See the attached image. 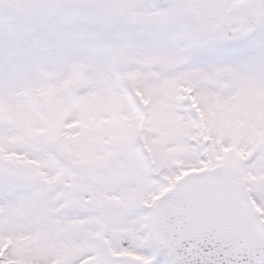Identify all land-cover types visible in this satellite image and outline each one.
Listing matches in <instances>:
<instances>
[{
	"label": "snow or ice",
	"instance_id": "obj_1",
	"mask_svg": "<svg viewBox=\"0 0 264 264\" xmlns=\"http://www.w3.org/2000/svg\"><path fill=\"white\" fill-rule=\"evenodd\" d=\"M0 264H264V0H0Z\"/></svg>",
	"mask_w": 264,
	"mask_h": 264
}]
</instances>
